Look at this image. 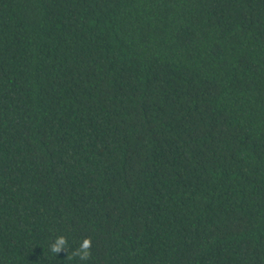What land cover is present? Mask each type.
Returning <instances> with one entry per match:
<instances>
[{"label":"trees","instance_id":"16d2710c","mask_svg":"<svg viewBox=\"0 0 264 264\" xmlns=\"http://www.w3.org/2000/svg\"><path fill=\"white\" fill-rule=\"evenodd\" d=\"M0 264H264V0H0Z\"/></svg>","mask_w":264,"mask_h":264},{"label":"clouds","instance_id":"9594fccd","mask_svg":"<svg viewBox=\"0 0 264 264\" xmlns=\"http://www.w3.org/2000/svg\"><path fill=\"white\" fill-rule=\"evenodd\" d=\"M66 245H67V239L63 236H60L52 244L51 250L55 253H59L62 249H66ZM90 246H91V240L87 238L84 239L79 249L74 252V255H79L82 261L87 260L90 255L89 253Z\"/></svg>","mask_w":264,"mask_h":264}]
</instances>
